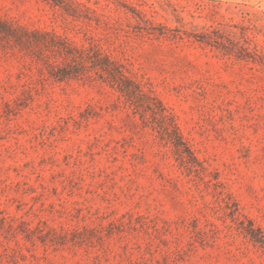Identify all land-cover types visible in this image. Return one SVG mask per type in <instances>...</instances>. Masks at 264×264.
Returning <instances> with one entry per match:
<instances>
[{
    "label": "rangeland",
    "instance_id": "374dc122",
    "mask_svg": "<svg viewBox=\"0 0 264 264\" xmlns=\"http://www.w3.org/2000/svg\"><path fill=\"white\" fill-rule=\"evenodd\" d=\"M62 1L0 20L95 42L180 139L0 40V264H264V0Z\"/></svg>",
    "mask_w": 264,
    "mask_h": 264
},
{
    "label": "trees",
    "instance_id": "16d2710c",
    "mask_svg": "<svg viewBox=\"0 0 264 264\" xmlns=\"http://www.w3.org/2000/svg\"><path fill=\"white\" fill-rule=\"evenodd\" d=\"M45 1L77 17L68 11L62 0ZM16 31V28L0 20V40L11 39L20 50L27 51L35 60L42 62L49 78L58 82L74 79L105 83L118 92L119 97L123 98L134 113L140 115L143 123L147 121L146 113L150 112L158 122L161 137L178 146V128L161 101L150 91L144 90L142 84L132 78L127 67L104 53L98 44L92 41L88 46H78L65 38L38 29H20L19 34ZM244 231L251 241L264 247V233L260 228H254L252 222L248 221V227Z\"/></svg>",
    "mask_w": 264,
    "mask_h": 264
}]
</instances>
